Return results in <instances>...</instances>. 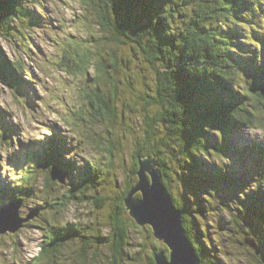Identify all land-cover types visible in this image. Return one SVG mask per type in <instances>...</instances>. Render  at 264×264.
<instances>
[{"label": "trees", "instance_id": "16d2710c", "mask_svg": "<svg viewBox=\"0 0 264 264\" xmlns=\"http://www.w3.org/2000/svg\"><path fill=\"white\" fill-rule=\"evenodd\" d=\"M40 1L0 0V39L24 43L26 31L41 18L30 5ZM82 6L93 24L97 15L100 33L92 37L96 51L80 53L81 44L72 40L74 50L62 52L61 70L81 71L91 82L77 90L81 109L64 120L68 129H81L83 143L103 153L78 169L66 157L73 145L51 134L30 144L10 180L0 181V205L44 201L31 208L35 216L24 224L41 221L45 237L40 252L25 264H156V254L168 258L167 248L152 251L144 240L140 249L129 250L134 227L147 233L143 239L153 234L125 204L139 182L140 162L159 171L201 264H224L217 256H227L211 244L204 222L219 211L232 234L237 228L243 232L242 244H254V262L264 264V140L248 137L239 145L241 137H235L245 130L264 132V0H82ZM18 35L25 40L19 42ZM24 72L22 60H9L0 50V81L33 106L27 95L31 76ZM6 115L0 108V141L9 150L16 129ZM125 135L134 138L132 164L118 186L111 171L115 165L124 168L126 159L119 156ZM233 156L241 159L238 170L230 165ZM53 167L67 172L64 192L63 183L52 179ZM103 174L111 176L110 186L103 184ZM214 194H223L217 207ZM86 200L99 218L60 221L72 202ZM226 223L220 219L214 226L221 230ZM104 229L110 234L103 236ZM77 241L79 247L67 252Z\"/></svg>", "mask_w": 264, "mask_h": 264}, {"label": "rangeland", "instance_id": "374dc122", "mask_svg": "<svg viewBox=\"0 0 264 264\" xmlns=\"http://www.w3.org/2000/svg\"><path fill=\"white\" fill-rule=\"evenodd\" d=\"M30 9L35 11V14L39 18L41 16V18L37 27L33 26L26 31V35H24L26 40L19 35L16 36L19 42L25 40L24 43L14 42L13 38V40H9L8 36L0 39L1 53L9 60L16 61L20 59L25 64L27 72H24V77L27 78L25 76L27 73L31 76L27 79L32 81L31 85H28L27 95L33 101V106L25 104L22 98L14 95L0 82V108L6 111V117L18 128L16 135L19 140L18 142L14 141L9 150L2 147L0 141V181H7L12 177L11 166L15 164L17 159L21 160L22 156L19 155L23 154L30 144L46 138L52 132L59 134L66 140L68 139L66 141L68 146H74L72 152L68 151L67 158L73 160L77 168H81L88 159L95 158L96 160L103 153L102 149L95 152L96 147L94 144L82 142L81 138L84 137V133L81 134L80 128L70 130L66 127L64 119L69 120L75 111L81 109L80 105L83 99L77 97V90L82 89L84 86H91V82H88L85 73L81 71L69 75L60 67L63 50H74L72 40L81 44L80 53L88 50L96 51L97 45L92 44V37H96L100 33L97 15L95 24H93L85 14L82 0H41L40 4L37 3V6L30 5ZM89 14L93 15L90 12ZM90 17L92 18V16ZM91 72L92 70L88 71L89 77H91ZM84 114H87V112H84ZM92 128L95 129L94 126ZM247 136L259 141L264 140V132L260 129L245 131L235 137H241L239 145H244ZM121 141L122 150L119 157H125L126 162L124 168L115 165L111 171V174L116 177L118 186L127 179V170L132 164L129 152L131 151L130 147L134 145V138L125 135L124 138H121ZM230 165L233 167L232 169L238 170L240 168L238 158L231 159ZM246 165L250 166L251 162L247 161ZM55 172L58 173V171ZM73 173H76V171L74 170ZM109 176L106 177V174H103L102 178L104 180L103 184L107 186H110ZM36 181L39 185L41 178L39 177ZM61 185L60 189L64 192L67 184L63 183ZM110 190L109 188L107 191ZM102 191L105 192L106 188L103 187ZM222 198L223 194H214L211 199L213 206L221 205ZM43 202L40 197L33 198L20 208L21 216L28 217L27 214L31 211V208L36 205H44ZM75 202H72L73 204H70L67 209L61 211L58 215L60 221L88 223L95 218H99V211L94 209V205L90 200H86L85 203ZM212 215L204 218V222L207 221L206 223L209 226L208 236L211 244L218 246L217 252H226L227 254V256H217L219 261L224 264H256L250 244L248 242L242 244L245 237L240 228L235 231L237 234H232L229 219L222 211L215 212ZM31 218L29 216V220ZM220 219L227 223L222 225L221 230H218L217 226L214 225H216V221L220 222ZM39 222L41 221L31 222L15 233L9 232L6 235L4 234V237H0V264H25L36 257L40 252L41 243L45 239L41 228L43 223ZM145 226L151 228L149 225ZM102 227L100 226V230ZM151 231L153 232L152 228ZM101 234L103 236L109 235L110 230L104 229ZM145 235L147 233L142 228L134 227L128 236V239H131L128 240L129 243L133 245L129 250L140 249L141 240L151 245L152 251L154 247L167 248L164 242L155 238L153 234L147 240L143 239ZM206 244L208 243L206 242ZM77 247H79V241L69 245L67 252H74ZM150 248L145 250L146 254L149 253Z\"/></svg>", "mask_w": 264, "mask_h": 264}, {"label": "water", "instance_id": "95a60500", "mask_svg": "<svg viewBox=\"0 0 264 264\" xmlns=\"http://www.w3.org/2000/svg\"><path fill=\"white\" fill-rule=\"evenodd\" d=\"M150 164L140 162L139 182L125 198L126 208L138 225L151 226L154 237L169 249L168 258L163 253L155 255L156 264H201L183 229L181 211L176 209L162 184L159 171ZM52 178L63 181L59 174L53 173ZM138 192L141 198L135 197ZM20 207L21 202H15L0 209V235L17 232L29 220L30 215L26 218L20 216ZM246 242L255 247L252 242Z\"/></svg>", "mask_w": 264, "mask_h": 264}]
</instances>
